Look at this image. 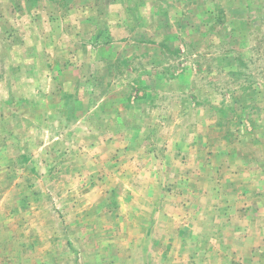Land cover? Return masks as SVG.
<instances>
[{
	"label": "rangeland",
	"instance_id": "rangeland-1",
	"mask_svg": "<svg viewBox=\"0 0 264 264\" xmlns=\"http://www.w3.org/2000/svg\"><path fill=\"white\" fill-rule=\"evenodd\" d=\"M253 261L264 0H0V264Z\"/></svg>",
	"mask_w": 264,
	"mask_h": 264
},
{
	"label": "crops",
	"instance_id": "crops-1",
	"mask_svg": "<svg viewBox=\"0 0 264 264\" xmlns=\"http://www.w3.org/2000/svg\"><path fill=\"white\" fill-rule=\"evenodd\" d=\"M254 263H255V261H253V264H254ZM256 263H257V261H256ZM256 263H255V264H256Z\"/></svg>",
	"mask_w": 264,
	"mask_h": 264
}]
</instances>
